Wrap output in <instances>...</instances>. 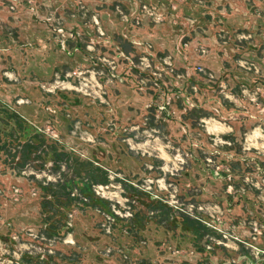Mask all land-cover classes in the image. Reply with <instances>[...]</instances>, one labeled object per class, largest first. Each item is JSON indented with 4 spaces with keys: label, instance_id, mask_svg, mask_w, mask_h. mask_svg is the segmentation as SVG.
Instances as JSON below:
<instances>
[{
    "label": "rangeland",
    "instance_id": "obj_1",
    "mask_svg": "<svg viewBox=\"0 0 264 264\" xmlns=\"http://www.w3.org/2000/svg\"><path fill=\"white\" fill-rule=\"evenodd\" d=\"M0 264H264V0H0Z\"/></svg>",
    "mask_w": 264,
    "mask_h": 264
}]
</instances>
